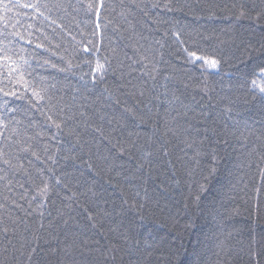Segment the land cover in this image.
Returning <instances> with one entry per match:
<instances>
[{
    "label": "trees",
    "instance_id": "1",
    "mask_svg": "<svg viewBox=\"0 0 264 264\" xmlns=\"http://www.w3.org/2000/svg\"><path fill=\"white\" fill-rule=\"evenodd\" d=\"M88 2L0 10L46 90L40 110L0 93V264H264V112L244 86L264 0H102L99 20Z\"/></svg>",
    "mask_w": 264,
    "mask_h": 264
},
{
    "label": "snow or ice",
    "instance_id": "2",
    "mask_svg": "<svg viewBox=\"0 0 264 264\" xmlns=\"http://www.w3.org/2000/svg\"><path fill=\"white\" fill-rule=\"evenodd\" d=\"M158 5L154 4L153 7H156ZM167 6V5H166ZM47 5H42L39 3V0H37L36 3H21V0H8L7 3H5V0H0V10L3 12H11L13 9H21V8H28L32 9L34 13H36V16L43 17L45 20L48 19V17L45 15V13L41 10L44 8H47ZM82 8L85 10V14L91 13L92 11L96 12L98 20L101 18V9L104 7V4L101 0V3L97 5L95 0H89V2L85 5H81ZM19 15V13H17ZM249 14L241 11L240 16L245 17ZM264 15V11L257 13V17ZM249 18H251L249 16ZM0 22L4 23L5 28L11 27L12 33L11 35L19 37V39L23 40L24 37L21 35L17 30V24H19V21L16 22V24H9V21L5 19L4 16H0ZM52 23H55V21H52ZM87 23V21H85ZM28 27H31L29 25ZM96 27L99 29L100 24L97 23ZM12 42L8 41V45H10ZM8 45H2L0 44V83H2L3 79L7 80V84L10 85V88H7L6 86H0V93H3L5 97H15L18 100L25 99L26 93L30 92V96L27 97L28 103L37 110H40L41 105L45 101L46 97V90L39 85H36L32 83L30 80L26 79L25 77L27 75H30L28 73V67H30L29 62L27 59H25L23 56L19 55L18 53H15L11 47ZM37 47H42V45H37ZM262 47H264V44H262ZM85 53L89 52L88 48L84 49ZM96 53L99 52V49L95 50ZM95 54V53H94ZM190 56H196L195 53H190ZM197 60L204 59L203 57H196ZM47 63V61H46ZM91 64V61L88 62ZM204 64L208 65L211 68H215L218 64V61L215 59L208 60L204 59ZM4 70L7 71V76L4 77ZM91 72L93 73V81L95 82L97 79L103 80L104 73L106 72V67L104 63H101L99 59L96 61V66L94 68H91ZM147 74V73H146ZM81 79H84V77H81ZM155 79V77H153ZM86 83V82H85ZM247 88V94L250 95L253 100L257 101L260 105V110L264 112V67L260 68L259 73H256L251 78L250 82H246L244 85ZM23 88L24 91L20 92L19 89ZM0 107H3L6 112H14L16 109H12L8 107V102L5 101L3 105H0ZM51 108H49V112L47 114L42 113L45 115L46 120L50 122L51 126H54L57 133L62 131V125L64 124V121L61 120L60 122H57V118L51 114ZM229 112L231 109L228 110ZM9 123H12L11 121ZM15 123H19V121H16ZM0 127H7L2 121H0ZM13 133H16V129H12ZM2 134V133H0ZM55 136V133L53 134ZM29 148H25L24 151H28ZM33 155H36L33 152ZM4 156V153L0 151V157ZM38 158V157H37ZM5 164H9L10 162L5 159ZM48 194V185L44 184L43 188L39 189V195L41 196H47ZM138 209H143V205H139ZM139 214V211H138ZM43 215V213H41ZM140 221H144L145 217L143 215H139ZM130 227L135 226V219L129 221ZM7 231V229H5ZM139 243V241H137ZM176 264H180L179 259V253L176 254Z\"/></svg>",
    "mask_w": 264,
    "mask_h": 264
}]
</instances>
